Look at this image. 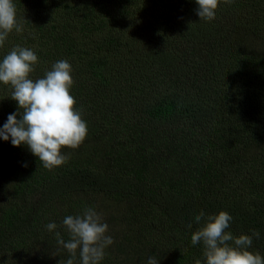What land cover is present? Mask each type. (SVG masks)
Here are the masks:
<instances>
[{"label": "trees", "instance_id": "16d2710c", "mask_svg": "<svg viewBox=\"0 0 264 264\" xmlns=\"http://www.w3.org/2000/svg\"><path fill=\"white\" fill-rule=\"evenodd\" d=\"M13 2L24 30L0 61L34 50L35 81L67 60L88 133L51 170L0 138V264H66L56 233L89 207L113 219L100 264H205L195 216L221 210L264 257V47L247 41L264 37V0H220L211 21L196 0ZM12 90L0 82V128Z\"/></svg>", "mask_w": 264, "mask_h": 264}, {"label": "clouds", "instance_id": "9594fccd", "mask_svg": "<svg viewBox=\"0 0 264 264\" xmlns=\"http://www.w3.org/2000/svg\"><path fill=\"white\" fill-rule=\"evenodd\" d=\"M224 2L231 3L232 0ZM196 3L200 19L211 21L215 18L220 0H196ZM13 30L23 32V22L17 19L13 0H0V47ZM37 62L34 50L20 45L14 46L0 61V82L12 87L11 99L18 103V110L9 114L0 128V138L11 139L13 146H28L43 166L51 170L69 159L62 148H79L88 127L82 119V110L75 107L77 102L71 95L74 83L71 64L67 60H58L43 78L34 81L30 74ZM232 219L223 210L211 215L201 211L195 216L200 227L193 232L191 243H202L205 264H264V257L258 251L250 250L253 237L259 239L260 232L252 230L251 235H233L228 231ZM62 223L70 238L65 241L59 232L56 235L58 243L71 254L66 264H74L78 250L81 264H100L105 248L114 242L106 235L109 226L102 216L89 207L82 215L66 216ZM187 227L191 229L192 224ZM46 228L51 232L57 224L50 222ZM148 264H158V261L150 257ZM194 264L202 262L196 259Z\"/></svg>", "mask_w": 264, "mask_h": 264}, {"label": "rangeland", "instance_id": "374dc122", "mask_svg": "<svg viewBox=\"0 0 264 264\" xmlns=\"http://www.w3.org/2000/svg\"><path fill=\"white\" fill-rule=\"evenodd\" d=\"M247 41L249 42V43H254L253 45H256L257 46V48H263L264 47V37H258L257 36V38H255L254 36H249L248 38H247ZM105 198H103V199H98L100 202L102 201V200H104ZM111 217H112V215H110V216H106L105 217V219L104 218H102L103 219V222H106L107 224H108V226L109 227H111V225L113 224V219H111ZM114 217H115V215H114ZM106 235H108V234H106ZM15 264H26L25 262H23V261H19V262H16Z\"/></svg>", "mask_w": 264, "mask_h": 264}]
</instances>
